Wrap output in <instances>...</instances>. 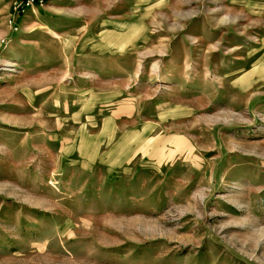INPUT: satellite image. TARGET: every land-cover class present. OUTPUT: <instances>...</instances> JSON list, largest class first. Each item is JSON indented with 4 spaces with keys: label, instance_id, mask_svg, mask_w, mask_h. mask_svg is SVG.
<instances>
[{
    "label": "rangeland",
    "instance_id": "obj_1",
    "mask_svg": "<svg viewBox=\"0 0 264 264\" xmlns=\"http://www.w3.org/2000/svg\"><path fill=\"white\" fill-rule=\"evenodd\" d=\"M0 264H264V0H0Z\"/></svg>",
    "mask_w": 264,
    "mask_h": 264
},
{
    "label": "trees",
    "instance_id": "obj_2",
    "mask_svg": "<svg viewBox=\"0 0 264 264\" xmlns=\"http://www.w3.org/2000/svg\"><path fill=\"white\" fill-rule=\"evenodd\" d=\"M34 3H40V2H43L45 0H32ZM27 0H23V3H26Z\"/></svg>",
    "mask_w": 264,
    "mask_h": 264
}]
</instances>
